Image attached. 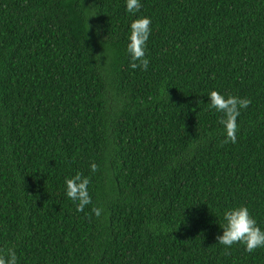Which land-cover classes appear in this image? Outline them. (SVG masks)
<instances>
[{
	"label": "trees",
	"instance_id": "1",
	"mask_svg": "<svg viewBox=\"0 0 264 264\" xmlns=\"http://www.w3.org/2000/svg\"><path fill=\"white\" fill-rule=\"evenodd\" d=\"M140 2L0 0V248L17 264H264V247L216 239L240 206L264 230V0ZM140 16L147 71L127 52ZM212 90L251 100L236 143ZM77 172L84 211L66 196Z\"/></svg>",
	"mask_w": 264,
	"mask_h": 264
},
{
	"label": "clouds",
	"instance_id": "2",
	"mask_svg": "<svg viewBox=\"0 0 264 264\" xmlns=\"http://www.w3.org/2000/svg\"><path fill=\"white\" fill-rule=\"evenodd\" d=\"M140 0H126V11L135 15L141 9ZM151 19L140 16L132 20L130 34L128 36L127 52L130 55L132 69L139 68L147 71L149 59L146 58V44L151 34ZM209 107L221 113L220 124L224 127L226 138L223 143H236L238 131L237 118L241 109H246L250 104L249 98H240L229 95L227 98L219 91L212 90L208 94ZM91 172L99 170L98 165L93 162L90 165ZM89 178L77 172L71 178H66V196L76 202L77 211H84L91 204L92 199L88 191ZM91 212L99 218L103 209L92 207ZM225 223L220 225L223 234L216 237L219 244L230 248L233 244H243L245 251L252 253L257 248L264 247V230L257 226V221L250 215L246 206H240L225 210L223 213ZM18 257L14 248H0V264H17Z\"/></svg>",
	"mask_w": 264,
	"mask_h": 264
}]
</instances>
